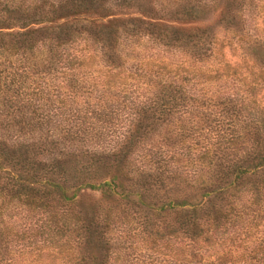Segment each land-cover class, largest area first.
Returning <instances> with one entry per match:
<instances>
[{
	"label": "trees",
	"instance_id": "trees-1",
	"mask_svg": "<svg viewBox=\"0 0 264 264\" xmlns=\"http://www.w3.org/2000/svg\"><path fill=\"white\" fill-rule=\"evenodd\" d=\"M254 1L0 0V264H264Z\"/></svg>",
	"mask_w": 264,
	"mask_h": 264
},
{
	"label": "rangeland",
	"instance_id": "rangeland-1",
	"mask_svg": "<svg viewBox=\"0 0 264 264\" xmlns=\"http://www.w3.org/2000/svg\"><path fill=\"white\" fill-rule=\"evenodd\" d=\"M253 4H255V1L253 0L251 6H249V8H252L253 10L248 12L247 14V18H246V26L248 28H252L254 26H257L259 24H257V19L255 17V13H256V8H257V3H256V7L252 6ZM256 21V22H255Z\"/></svg>",
	"mask_w": 264,
	"mask_h": 264
}]
</instances>
